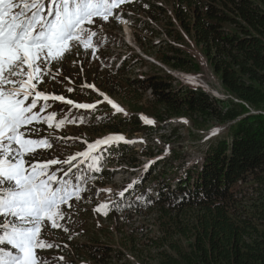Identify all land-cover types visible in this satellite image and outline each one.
<instances>
[{"label":"rangeland","instance_id":"rangeland-1","mask_svg":"<svg viewBox=\"0 0 264 264\" xmlns=\"http://www.w3.org/2000/svg\"><path fill=\"white\" fill-rule=\"evenodd\" d=\"M115 11L121 14V19L110 17L106 22L97 19L93 26L98 32L93 43L100 41L95 55L91 49L85 50L82 44L72 47L71 54L65 53L59 63L53 62L56 78L45 76L38 84V90L84 103L102 100L92 89H81V86L95 84L124 109L123 114L113 116L111 106L101 103L103 108H98L97 115L88 114L83 123L66 122L60 129L38 125L41 136L59 137L61 141L70 138L66 142L54 139L51 148H38L41 157L64 160L88 151L89 143L108 135H123L129 141L119 144V151H127L125 159L129 162L117 156L115 150L118 147L113 146L105 150L110 155L102 170L93 172L85 163L82 171L86 181L81 184L84 189L81 199L70 201V209L67 205L62 206V211L70 219L60 221L61 227L58 228H52L50 222L43 225L41 238L59 246L37 251L49 264L71 259L76 264H160L170 260L177 249L184 252L190 242L196 211L174 208L171 197L165 202L158 201L153 191L156 182L151 176L160 165L155 170L153 166L167 160L174 168H187L199 161L210 141L224 133V125L210 122L197 129L186 117L158 122L153 114L156 101L151 90L137 82L132 83L134 79L165 72L171 76L172 85L200 87L215 98H225L219 77L201 47L178 26L171 13V4L165 0H132ZM163 57L189 71L174 70L162 64L160 58ZM186 58H192L195 65ZM68 87L74 91L68 92ZM49 105V113L64 107L61 102L50 101ZM68 114L69 111H57L54 123ZM104 114L112 117L111 122L98 118ZM132 114L142 124L152 126L151 129L129 133L120 127L121 130L114 132L117 119ZM148 120L153 123L148 124ZM151 161L155 163L145 171L144 166ZM133 182L137 183L121 200L119 192ZM113 202L119 206L109 208L107 215L95 210L102 204L111 205ZM64 227L69 231L65 232ZM89 244L92 247L106 246L109 256L93 255L90 258L87 255ZM5 247L15 254L10 246ZM182 264L186 261L183 260Z\"/></svg>","mask_w":264,"mask_h":264},{"label":"trees","instance_id":"trees-1","mask_svg":"<svg viewBox=\"0 0 264 264\" xmlns=\"http://www.w3.org/2000/svg\"><path fill=\"white\" fill-rule=\"evenodd\" d=\"M165 2L181 30L201 47L225 98L200 87L172 85L165 72L132 83L151 90L153 114L160 123L186 117L197 129L210 122L225 129L193 165L174 168L163 160L153 166L160 165L151 176L158 201L171 197L174 208L196 211L185 251L177 249L160 264H264V0ZM187 60L195 65L192 58ZM160 62L185 69L168 57ZM114 126V132L124 127L129 133L152 127L133 114L117 119ZM119 146L117 156L129 162ZM87 248L90 258L109 256L106 246ZM59 264L76 263L71 259Z\"/></svg>","mask_w":264,"mask_h":264},{"label":"snow or ice","instance_id":"snow-or-ice-1","mask_svg":"<svg viewBox=\"0 0 264 264\" xmlns=\"http://www.w3.org/2000/svg\"><path fill=\"white\" fill-rule=\"evenodd\" d=\"M131 2L0 0V264H49L37 251L59 246L41 238L43 225L50 222L52 228H58L60 221L70 219L62 206L70 209V201L81 199L84 191L81 184L86 181L82 171L85 163L91 171H100L110 155L106 149L129 143L123 135H108L89 143L88 151L64 160L43 158L37 152L38 148H51L54 139L58 142L70 139L61 141L59 137L41 136L38 125L60 129L66 122L83 123L88 114L97 115L101 103L111 106L113 116L124 113L95 84L81 86L82 90L87 87L102 97L93 103L48 94L38 90V84L45 76L56 78L53 62L59 63L65 53L71 54L72 47L82 44L95 55L100 43L99 40L93 43L98 36L93 30L97 19L119 20L121 14L115 10ZM67 91L74 89L68 87ZM50 101L61 102L64 107L49 113ZM57 111H69V114L54 123ZM98 118L109 122L112 119L107 114ZM154 163L145 165V171ZM135 183L119 192L121 200ZM113 206L119 205L102 204L95 210L107 215ZM63 230L69 231L67 227ZM5 246H10L15 254Z\"/></svg>","mask_w":264,"mask_h":264}]
</instances>
